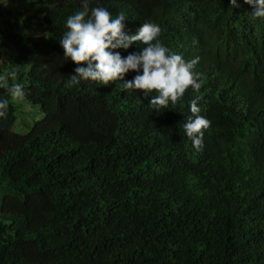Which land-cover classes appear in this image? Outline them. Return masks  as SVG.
I'll use <instances>...</instances> for the list:
<instances>
[{"label":"trees","instance_id":"obj_1","mask_svg":"<svg viewBox=\"0 0 264 264\" xmlns=\"http://www.w3.org/2000/svg\"><path fill=\"white\" fill-rule=\"evenodd\" d=\"M27 1L0 3V75L42 113L14 131L21 102L0 88V264H264V17L244 0H91L199 58L200 92L157 113L119 82L68 87L59 41L81 0ZM196 96L199 151L184 131Z\"/></svg>","mask_w":264,"mask_h":264},{"label":"clouds","instance_id":"obj_2","mask_svg":"<svg viewBox=\"0 0 264 264\" xmlns=\"http://www.w3.org/2000/svg\"><path fill=\"white\" fill-rule=\"evenodd\" d=\"M244 2L252 6L254 17H264V0ZM0 3L7 6L8 0H0ZM90 3L91 0H81L82 10L67 18V30L59 41L63 56L77 65L69 76L68 87L79 85L81 81L104 86L119 82L124 91H140L145 97L151 95L149 107L157 113L168 109L170 103L176 105L189 89L200 92L203 74L195 70L199 58L186 61L181 54L171 52L159 39V25L145 22L131 33L126 31L123 13L113 18L108 9L90 7ZM230 4L240 7L237 0H230ZM136 43L145 47L126 57L113 51L128 49ZM0 62L5 61L0 58ZM129 71L137 75L132 80H125ZM9 77L15 80L16 73L0 75V88L10 94L12 101L23 102L26 95L24 85H9ZM200 99L196 96L190 101V115L184 124L185 134L198 151L203 147V137L211 123L200 114ZM8 106V99L0 101V118H6Z\"/></svg>","mask_w":264,"mask_h":264},{"label":"rangeland","instance_id":"obj_3","mask_svg":"<svg viewBox=\"0 0 264 264\" xmlns=\"http://www.w3.org/2000/svg\"><path fill=\"white\" fill-rule=\"evenodd\" d=\"M14 9L24 10L27 13H32L34 8L27 0H8L7 6ZM3 18H0V24L3 23ZM20 108L17 109L21 114L18 116L13 130L18 133H26L30 130L34 121L41 119L42 113L40 108L36 105H32L29 102H21Z\"/></svg>","mask_w":264,"mask_h":264}]
</instances>
